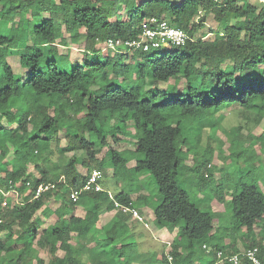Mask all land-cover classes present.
<instances>
[{
    "label": "trees",
    "instance_id": "trees-1",
    "mask_svg": "<svg viewBox=\"0 0 264 264\" xmlns=\"http://www.w3.org/2000/svg\"><path fill=\"white\" fill-rule=\"evenodd\" d=\"M150 16L180 27L189 39L168 49H109L113 57L98 63L78 64L68 50L60 51L82 40L83 53H96L108 38H137L142 20ZM12 51L18 52L26 78L17 76L6 62ZM47 53L55 58L41 67ZM0 68L4 72L0 78V189L6 191L12 185L20 200L12 204L0 192V264H132L128 255L124 257L125 244L116 243L122 235L114 227L121 219L103 224L100 218L115 208L122 213L114 200L136 207L133 197L125 191L113 193L112 199L106 190L83 191L73 202L70 188L82 185L92 168L75 171L74 156L66 169L55 162L39 164L60 131L66 148L90 150L91 158L110 140L132 137V148L108 149L107 163L116 175L133 158L130 155H142L132 170L148 171L158 187L159 202L152 207L155 222L169 230L178 227L180 238L150 264H195L197 249L205 251L203 245L213 255L209 263L217 249L236 252L253 245L264 258V234L258 241L243 243L239 250L234 242L229 249L225 240L216 237L212 211L197 207L177 181L181 154L189 151L188 147L183 150L189 142L183 117L211 114L224 105L264 113V0H0ZM123 71H127L124 81L134 72L136 82L116 84L114 76ZM149 81L165 86L144 92ZM84 133L89 136L83 137ZM41 139L49 140L47 148H38ZM96 145L99 148L94 149ZM29 164L39 176L28 171ZM207 168L203 186L209 177ZM61 176L65 181L57 183L56 189L33 198L38 183L57 182ZM45 198L55 208L46 205ZM215 199L222 201L224 195ZM80 206L81 216L75 214ZM225 207L231 226L249 234L259 226L264 231V193L256 184L235 189ZM47 210L55 214L54 221L39 229L36 213ZM73 237L87 244L93 240L94 245L76 247ZM35 244L54 257L45 262L33 256ZM58 250L62 255H56Z\"/></svg>",
    "mask_w": 264,
    "mask_h": 264
},
{
    "label": "rangeland",
    "instance_id": "rangeland-1",
    "mask_svg": "<svg viewBox=\"0 0 264 264\" xmlns=\"http://www.w3.org/2000/svg\"><path fill=\"white\" fill-rule=\"evenodd\" d=\"M119 11H123L121 6H119ZM83 45L84 43L81 40L77 44H71L68 48L64 49L61 47L60 51L65 52V50H68L70 58L72 60H78V64H81L79 62L98 63L114 55L112 51L104 48V43L99 44L101 50L96 53L93 51L83 53ZM10 53L11 55L5 58L6 62L9 63L17 76L26 78V69L20 65L18 52L12 51ZM53 58H55L53 55L47 53L41 61L40 66H46V63ZM57 62L60 65V62ZM122 62L130 63L129 60ZM73 65L75 66V64ZM60 67L62 68L61 65ZM120 74L122 75H119L117 78L114 76L115 80L118 79L116 84L119 83L122 86H127L131 82H136L134 72L130 73L126 81L122 78L127 74V71H123ZM3 76L4 72L0 68V78ZM133 85L137 86L140 83ZM150 85H152V82L149 81L143 87L144 92H154L156 89H159V86H165L162 83ZM177 86H182V79L177 83ZM95 87V83H92V89H95ZM182 122V128L186 132L189 140L183 150H186L188 147L189 149L187 150L189 151H186V154L183 152L181 154L182 159L177 174L179 185L187 191L190 199L197 207L201 210L213 212L211 214L214 216L216 237L219 240L227 239L228 245L234 242L241 248L244 247L243 243L245 242L260 240L261 233L264 234V231L261 232L262 226H259L253 234L247 233L242 227L231 226V214L225 205L230 200L231 192L235 189L240 190L244 185L256 184L264 193V113H259L251 109L247 110V108L239 105H224L218 111L212 112L211 114L193 118L183 117ZM128 130L131 133L134 132L132 126H129ZM88 136L87 133L83 134L85 138ZM90 137L92 141L95 140L94 135H90ZM48 141L44 139L38 141V148H47ZM67 144L63 131H60L50 141L48 149L44 152V162L41 161L39 164L44 165V163H48L52 165V162H55L61 166V169H66L69 157L74 156L75 161L72 168L77 172L84 170L86 167H101L104 176L100 180V184L104 190H110L112 193L125 191L133 199L134 197L141 198L144 204H147V210H149V214H143L144 216H141L142 221L137 220L129 214L126 216L118 214L116 208L104 212V215L113 212V220L121 219L116 222L114 230L117 231V234L123 236L125 247L122 250L125 252L124 257L126 258L128 255L132 264H150L151 260L153 261L158 257L159 247H162L159 240V225L156 224L152 213L153 205L159 202L158 187L148 171L133 173L132 169L135 165L136 158L142 156L139 153L130 155L133 158L129 159L123 167L119 168L116 175H114V167L107 163L110 158L108 149L114 148L118 151H123L125 148H132V137H125L123 141L118 142L110 140L107 147H103L95 153L94 158L90 157V150L66 148ZM97 148H99V145L94 147V149ZM63 149L64 151H62ZM207 161L211 163V167H206ZM7 167L9 168L10 165ZM206 168L209 169V177L207 178V184L203 186L201 182ZM28 171L39 176V171L32 164L28 165ZM219 194L224 195V200L217 201L215 199V196ZM213 199L216 200L215 203ZM6 201L12 204L17 203V201L20 202L19 197L16 198L10 194L6 196ZM45 202L52 209L55 208V204L50 199L45 198ZM78 208L83 209L81 206ZM136 208L138 207L136 206ZM49 212L50 210H47L46 213L37 211V226L39 229L53 223L55 214L52 212L49 214ZM145 223L149 226L144 225ZM1 237L5 238V233L1 234ZM175 238L177 240L180 239L179 235ZM73 239H75L73 241L74 245H79L82 241V239H77L76 237H73ZM103 245L102 242L101 246ZM15 247H20V245H15ZM62 253L61 250H58L56 255H62ZM10 254L8 253L6 256ZM33 256L40 257L45 262H48L49 259L54 257L47 248L43 249L37 246V244L34 246ZM83 257L87 258V255L84 254Z\"/></svg>",
    "mask_w": 264,
    "mask_h": 264
},
{
    "label": "built area",
    "instance_id": "built-area-1",
    "mask_svg": "<svg viewBox=\"0 0 264 264\" xmlns=\"http://www.w3.org/2000/svg\"><path fill=\"white\" fill-rule=\"evenodd\" d=\"M189 39L187 33L180 27L169 24L164 18L157 16H150L142 20L141 32L139 37L132 39L108 38L104 42V48L113 51H131L140 50L148 51L152 49H166L170 47L182 46ZM211 165L208 164L207 167ZM207 176V172H205ZM103 177V172L98 168H92L89 172L85 182L78 187L70 188L69 197L71 201L76 202L83 191H102L104 190L99 180ZM64 176H61L57 182H40L35 187L33 198H38L47 191L54 190L57 183L64 182ZM26 186H30V181L25 182ZM0 192L6 197L7 195L18 196V191L12 185L6 191ZM109 198H113V193L106 190ZM18 202V201H17ZM115 207L119 208L123 213L132 215L137 220H143L136 207L131 205H124L114 200ZM147 226V224H145ZM205 253H209L210 249L203 245ZM215 259L208 264H264V258L259 255V248L255 245L241 249L239 251L225 252L222 249L215 251ZM171 259V256H168Z\"/></svg>",
    "mask_w": 264,
    "mask_h": 264
},
{
    "label": "crops",
    "instance_id": "crops-1",
    "mask_svg": "<svg viewBox=\"0 0 264 264\" xmlns=\"http://www.w3.org/2000/svg\"><path fill=\"white\" fill-rule=\"evenodd\" d=\"M14 52V51H13ZM16 52V51H15ZM9 55H11V54H9ZM18 55V54H17ZM138 199V200H137ZM215 199H213V202L215 203ZM133 204L135 205V206H137L138 208V210H139V213H140V215L143 217L144 215H147V214H149V210H147V206H146V204H144V201L141 199V198H135L134 197V200H133ZM46 205H47V203H46ZM216 206V205H215ZM218 207V206H217ZM219 207H220V205H219ZM218 207V208H219ZM217 211H219V209H217ZM84 213V210L83 209H79V208H77L76 210H75V214H78V215H82ZM123 213V212H122ZM121 213V214H122ZM144 214V215H143ZM122 215H124V216H126V215H128V213H123ZM130 215V214H129ZM114 213L113 212H110V214H103V216L100 218V222H102L103 224H105V223H107L109 220H112L114 217ZM132 216V215H131ZM100 222H97L96 223V227L98 228V227H100ZM215 223V222H214ZM146 224V223H145ZM144 224V225H145ZM218 224V223H217ZM149 225H147V227H148ZM177 234H178V230H176V228L175 229H173V230H169V229H167L166 227H159V240H160V242H161V244H162V247H159V255H158V257H161L160 255H161V253L162 252H164L165 253V251H166V248H167V246L169 245L170 246V243H173L174 241H176V236H177ZM125 238V237H124ZM123 236L122 237H119L116 241V243L117 244H120V243H124L123 242ZM77 241V240H76ZM81 244H84V245H87L88 246V248H92L93 247V245H94V241L92 240V241H89V243L87 244V243H83V241H81L80 242ZM225 244H228V241H227V239H225V242H224ZM230 243V242H229ZM76 247H78L79 245H75ZM232 246L233 245H231V243H230V245L228 246L229 247V249H232ZM234 246L239 250V249H241V247H239V246H237L235 243H234ZM198 248V247H197ZM181 249V248H180ZM212 257H213V255H209L208 253H205V251L203 252L200 248L199 249H197V252H196V255L194 256V262H195V264H208L209 263V261L212 259ZM82 258L83 259H87V258H84L83 256H82Z\"/></svg>",
    "mask_w": 264,
    "mask_h": 264
}]
</instances>
